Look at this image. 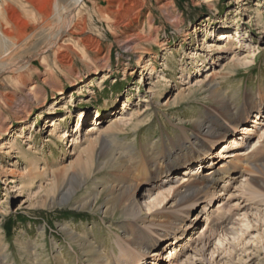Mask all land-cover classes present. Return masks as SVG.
Segmentation results:
<instances>
[{
  "label": "rangeland",
  "instance_id": "rangeland-1",
  "mask_svg": "<svg viewBox=\"0 0 264 264\" xmlns=\"http://www.w3.org/2000/svg\"><path fill=\"white\" fill-rule=\"evenodd\" d=\"M61 1L66 3L67 0ZM136 2L133 18L137 17L138 24L135 23L134 27L128 30L115 27L110 29L109 24L93 12L94 5L97 8H105L106 2L103 0L99 5L97 0H89L80 7L78 16L86 20L84 38H92V46L86 47L83 38H65L63 45L72 47L70 55L74 65L60 71L61 66L55 64L53 53H49L47 55L49 76L51 74L55 76L50 79L44 75L47 68L42 65L43 63L34 61V67L40 74L36 70L32 73V80L31 78L27 79L29 81L26 80L25 90L30 91L35 86L36 93L45 89L48 90L49 96L46 107L36 109L26 124L16 123L12 110L5 109L7 110L5 125L9 131L7 135H2L0 147L5 141H15L16 147L11 150L10 155H7L6 147L0 150V238L5 243L1 252L7 253V259L3 262L88 264L75 239L83 235L94 239L92 245L96 246L103 256L118 250L117 224L123 222L124 216L116 209L114 213H107L103 208L106 192L102 191V184L108 180V176L101 174L96 181H89L77 189L75 192L77 195L71 198L70 203L59 201L64 188H57V173H62V179L67 183L72 177L78 154L73 136L77 137L75 132L77 133L80 113H83L85 120L83 119V128L78 135L86 133L88 126L93 124L91 120L97 116V111L103 113L102 125L100 124L103 132L109 131L107 128L112 122H119L124 116V119L131 117V121L121 124V132L116 131L119 138L115 143L121 147H125L127 143H137V148H141L142 144L148 141L156 142L164 136L167 137V133L174 137L171 122L177 124L182 120L189 121L195 116H204L206 108L212 106V103L208 99V92L199 90L200 86L197 84L201 82L206 84L211 80L214 86L218 85L228 96H233L231 94L238 91L237 103L242 102L246 94L253 99L258 98L261 92L264 96V0H136ZM238 27L243 31L239 36L241 43H238L239 37L235 35ZM228 28H231L228 33L233 35L231 38L237 49L218 54L217 47L209 46L212 43L216 46L220 35ZM134 34H136L134 44L129 48H123V42L132 38ZM46 35L41 37V41L45 40ZM34 42L21 49L17 57L26 58L32 51L36 52L33 49ZM35 43L37 45V42ZM38 46L41 48L42 44ZM250 50L255 54L254 62L246 65L243 62ZM143 51L147 54L142 56ZM80 52L87 53L93 62L80 59L77 56ZM194 52L199 54L195 55ZM141 56L145 57L142 67L138 66ZM94 64L100 68L104 65L110 67L95 74L92 70ZM151 66L156 70L154 74L149 75ZM76 75H82L83 81H79L78 87L71 88L68 80H74ZM46 79L48 82L44 83ZM55 82L64 85V96L54 95L51 84ZM167 82L171 87L165 91L164 84ZM191 86L196 88L194 92L185 90ZM15 96V102L11 105L20 106L22 92L18 91ZM113 101H116L114 106ZM124 103H127L125 109ZM146 111H148L146 116H141ZM53 117L60 125L59 135H63V139H60L59 135L55 137L52 135L50 120ZM258 127L261 129L263 126ZM260 129L257 131L260 132ZM65 132L68 138L64 137ZM21 133L22 137H19ZM231 137L232 135H227L219 142L212 155L214 159L219 153L228 152L224 145L227 142L230 146ZM252 146L248 143L245 149H251ZM33 158L38 164L33 162ZM212 162L213 159L207 160L205 168L202 167L199 175L210 171ZM8 169L14 171L11 173ZM195 170L198 171L197 163L189 172ZM181 172L182 168L179 170L180 174ZM13 176L16 177L15 183L10 185L9 179ZM175 176L176 174H173L169 177L167 183L173 181L179 184L182 176L179 174ZM241 182L237 179L231 181V185L221 182L219 189L227 190L221 191L215 201L207 207L206 212L209 211L210 214L207 219L205 210V214L200 213L203 206L195 208L189 214L188 220L191 219V222L197 225L202 223L203 226H207L211 220L229 218L235 211L241 214L235 226L238 230L236 231L238 239L226 237L221 232L219 237L212 239L206 251V257L211 260V264H264V197L258 196L259 198L246 202L244 198H247L245 192L247 186L244 188L245 183ZM142 193L146 196L139 198V207L143 209L141 217H145L149 206L147 204L153 201H149L148 196L154 195V191L146 184ZM74 202L87 204L86 209L77 208L73 205ZM167 202L160 206L161 210L166 207ZM168 203L169 206L166 207L168 214L176 212L175 207L171 205L172 202ZM155 204L152 202L151 207ZM197 211L200 213L199 217H196ZM193 230H189V234L178 247V252L181 249L185 250L180 263H187L188 252L190 249L194 250L196 246L191 239L198 229ZM152 251L155 249L147 252L149 264L154 262ZM171 251L175 254L177 250L171 248L169 252ZM167 254H163L161 264L169 263ZM197 260H200L199 256H195L187 264H200L201 261Z\"/></svg>",
  "mask_w": 264,
  "mask_h": 264
},
{
  "label": "bare ground",
  "instance_id": "bare-ground-1",
  "mask_svg": "<svg viewBox=\"0 0 264 264\" xmlns=\"http://www.w3.org/2000/svg\"><path fill=\"white\" fill-rule=\"evenodd\" d=\"M87 2L89 0H67L66 3H62L61 0H0V140H2V135H7L9 131L5 125L7 122L5 112L8 108L16 117V123L26 124L36 109L46 107L49 96L48 90L43 89L36 93L35 86L30 91L25 90L27 87L26 80L31 78L32 73L36 70L34 61H40L47 68L49 63L47 55L53 53L55 64L58 67L61 66L60 71L66 70L73 67L74 60L70 55V50L73 51L72 47L63 45L65 38H83L86 47L92 46L93 39L84 38L86 36V20L78 16L80 7ZM103 2H106L105 8H97L94 5L93 12L105 20L110 29L115 27L128 30L134 27L135 23L138 24L137 17L133 18L136 0H103ZM97 3L98 5L101 4L102 0H97ZM47 10L49 12H46ZM22 26L24 27L23 31ZM29 29L30 32H28ZM230 29L228 28L220 35L221 37L217 41L219 45L215 46L212 43L209 46L210 48L217 47L218 54H225L237 49L234 47L235 43L231 38L233 35L228 33ZM237 30L235 35L239 37L243 31L239 27ZM44 35H46L45 40L41 41V37ZM135 35L123 42L122 47L126 49L133 45ZM212 35L215 36L214 33ZM235 35L234 37H236ZM240 38L237 40L238 43H241ZM33 41L37 42V45L35 42L33 43V49L36 52L32 51L26 58H18L19 54L17 53L28 47ZM39 44H42L41 48H39ZM250 52L252 53L250 54ZM146 54L143 51L142 56ZM197 54L199 53L196 52L195 55ZM77 56L89 63L93 62L87 53L80 52ZM142 56L138 63V66L141 67L144 63L143 58H145ZM254 56L253 50H250L243 63L246 65L253 63ZM109 67V65H104L100 68L94 64L92 70L97 74L99 70ZM150 70L149 75H152L156 69L151 66ZM36 71L40 74L38 70ZM44 75L46 78L48 76L49 79L55 77L53 74L49 76L48 68ZM83 78L82 75H76L74 80L69 79L70 87H78L79 81H83ZM46 80L44 83L48 82V79ZM51 85L54 95H65L63 84L55 82ZM170 85L168 82L164 84V90L169 89ZM197 85L200 86V91L208 92V99L212 103L211 108H206L204 116H195L189 121L182 120L177 124L171 122L172 131L175 133L174 137L167 133V137H162L160 141H148L144 145L141 143V148H137V143H127L124 144L125 147H121L119 144L116 146L115 143L119 138H117L116 131L121 132V124L131 121V117L118 118L121 121L112 122L107 128L109 131L103 132L101 128L103 113L97 111V116L91 120L93 124L88 126L86 133L78 135L84 122V115L80 113L77 133L75 132L77 137L73 136L75 150L78 151V154L76 153L77 159L76 165L73 167L75 169H73L72 177L67 183L66 180L62 179V173H57V188H64L59 201L70 203L71 198L77 195L75 193L77 189L79 190L89 181H96L99 175L104 174V176H108V180L102 184V191L106 192L103 208L107 213H114V209H116L124 216L123 222L118 224L116 222L117 231L122 232L121 234L116 232L118 250H113L110 254L103 256V253H100L97 247L92 245L94 239L89 236L75 237L88 264H149L147 263L149 259L146 257L149 254L147 252L152 249L155 251H152V253L154 252L152 256L154 262L150 261L151 264H161L160 261L163 260L164 253H168L166 256L168 264H184L185 262L180 263V259L181 255L185 254V250L181 249L178 252V247L185 236L189 234V230L194 228L198 231L194 235V239L191 240L196 246L194 250L190 249L188 252L187 263L193 260L195 256H199L200 260L197 261H201L200 264H211V260L206 257V251L211 245L212 239L219 237V232L226 237L238 239L236 232L238 230L235 226L236 220L241 214L235 211L232 215L230 214L229 218H221L220 221L211 220L207 226H203L202 223L197 225V223L191 222V219L188 220L191 211L203 206L200 213L205 214L207 207L215 201L217 195L221 191L227 190V188L219 189L221 182L231 185V181L234 179L242 181L241 184L245 183L244 188L247 186L245 189L247 198H244L246 202L253 201L259 198L258 196L264 197V96L262 92L259 93L258 98L254 97L255 99L246 94L243 96L242 102L237 103L239 100L238 91L231 94L233 96H228L218 85L214 86L211 80L206 84L201 82ZM193 87H188L185 90L192 93L196 89ZM10 89L14 90L8 91ZM18 91L22 92L21 105L15 107L11 104L15 102V95ZM115 103L116 101H113V106ZM123 106L125 109L127 103H124ZM5 109L7 110L5 111ZM147 113L148 111L142 113L141 116H146ZM130 116L134 117L131 114ZM50 122L53 128L52 135L58 136L60 125L54 117ZM189 125L192 127L190 128ZM261 125L263 127L260 129L258 126ZM258 128L261 130L260 132L257 131ZM22 134L19 137H22ZM227 135H232L229 139L230 146L227 142L224 145V149L228 152H222L221 155L219 153L214 159L212 155L215 148ZM66 136L67 132L64 133V137ZM59 137L63 139V135H59ZM248 143L253 146L246 150L245 145ZM2 145L0 150L6 147L8 149L7 155H10L11 150L16 147L15 141H5ZM28 150L30 151V148ZM212 159L210 171L199 175L201 170L199 166L205 168L206 161ZM35 161L34 159L33 162L36 163ZM195 163L198 165V171L195 170L197 172L189 174V169ZM8 170L11 173L14 171L13 169ZM175 171L178 172L173 173ZM173 174L182 176L179 179V184H175L173 181L167 183L166 180ZM15 179V176L9 179L10 185L15 183ZM146 184L154 191V195L151 194L148 199L149 201L153 200L152 202L156 204L154 207H151L152 202L147 204L149 205L148 212L145 217H141L143 209L139 207V198L146 196L145 193H142ZM96 187L100 188L101 186ZM240 187L242 189V186ZM166 201L172 202L171 205L175 207L176 212L168 214L166 208L169 206L168 202L166 207L162 208L163 210L160 209V206L164 205ZM73 205L79 209H86L87 204L74 202ZM200 213L197 211L196 217H199ZM209 216L208 211L205 218L207 219ZM218 242H221L220 239ZM4 246V240L0 238V260L2 261L0 264H7L6 261L3 262L7 259V253L1 252ZM171 248L177 250L175 254H172V251L169 252ZM213 255L214 252H212Z\"/></svg>",
  "mask_w": 264,
  "mask_h": 264
}]
</instances>
